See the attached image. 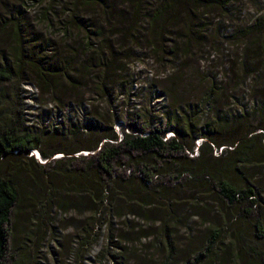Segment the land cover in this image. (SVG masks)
<instances>
[{
	"label": "trees",
	"instance_id": "16d2710c",
	"mask_svg": "<svg viewBox=\"0 0 264 264\" xmlns=\"http://www.w3.org/2000/svg\"><path fill=\"white\" fill-rule=\"evenodd\" d=\"M73 2L64 38H74L76 29L84 39L81 51L67 55L43 37L17 34L19 69L0 64V86L16 81L43 95L65 90L69 98L91 88L109 104L111 119L98 112L97 127L86 136L71 120L67 127L77 139L55 147L24 123L18 126L9 109L11 123L0 130V165L20 156L33 173L53 167L39 165L33 152L45 159L64 154L54 160V173L65 180L61 193L76 195L72 202L63 197L64 206L92 217L74 227V264H264V7L253 24L236 29L233 38L241 41H210L207 21L226 18L233 0ZM225 43L241 46L230 68L219 63ZM140 59L163 67L150 80L154 101L131 108V93L113 109L120 87L134 89L128 82ZM116 123L124 127L122 139ZM195 148L198 156L190 157ZM83 151L94 155H76ZM9 168L25 171L24 165ZM22 195L0 175V264H27L23 245L30 228L17 221L27 199ZM209 206H216L217 219L205 216ZM192 223L201 230L187 231ZM92 242L96 252L85 251Z\"/></svg>",
	"mask_w": 264,
	"mask_h": 264
},
{
	"label": "rangeland",
	"instance_id": "374dc122",
	"mask_svg": "<svg viewBox=\"0 0 264 264\" xmlns=\"http://www.w3.org/2000/svg\"><path fill=\"white\" fill-rule=\"evenodd\" d=\"M72 3L74 4L73 0H0V64L14 63L15 69H19L15 66L14 60L18 49L17 34L27 40L43 37L45 41L42 42L44 44L47 45L50 40V42L61 46L63 52L66 51L67 55L71 51L80 52L82 48L81 41L84 39L76 29H72L76 33L73 34L74 38H64L63 23H67L71 10H73ZM263 7L264 0H233V4L227 10L228 16L226 18L211 15V20L207 21L210 41H241L233 38L236 29L253 24L256 17L259 16V10ZM85 16L89 17L88 15ZM142 27L144 28V26ZM234 45L233 43H225V46H223L224 51L220 54L219 63L227 62L229 68L231 67L230 62L236 61V55L241 51V46L234 47ZM25 50L26 52L29 51L28 48H25ZM147 53L149 56L152 55L150 50ZM209 66L213 67V65ZM153 72L157 74L164 73L162 65L150 59L144 61L140 59L133 62L128 85L131 83L134 89L129 86L126 88L120 87L115 95L117 101L113 109L116 110L120 105L126 103V97L131 93L133 94V98L130 99L131 108L145 105L149 102V98L153 102L154 97L150 91V80ZM28 78L31 79L32 77ZM29 85H20L15 81L0 86L1 132L11 123L10 118L6 115L9 109L13 110L12 117L17 121L18 126L24 123L29 132L42 136L44 139H50L51 144L55 147L63 145L67 139H77L78 136L71 135L67 127L71 120L73 125H77L76 129H79L81 134L86 136L93 129H96L98 122L96 114L98 112L107 117L108 120L111 119L106 116L109 111V104L103 103L102 98L94 96L91 93V88L86 89V94L83 97L75 96L70 97V99L68 95L63 94L66 91L62 90L61 93L55 94L43 95L40 93L38 99L32 101L31 92L27 90L30 87ZM29 89H32V87ZM155 91L157 90L153 92ZM152 104L154 105L155 102ZM105 127L109 129L110 125ZM113 129L119 139H122L123 125L116 123ZM170 138H173L171 133L167 136V139ZM196 145L198 148L199 143L197 142ZM197 148L194 149L192 155L187 152L190 153V157L198 156ZM48 149H50V145ZM83 153L94 154L93 152L83 151L79 155L83 156ZM76 155L78 156V154ZM218 155L220 156L221 152L216 153V157ZM62 156L64 154L57 153L50 157L47 162L54 167L56 162L54 160ZM36 161L39 165H42L40 161ZM42 161H46L45 158H42ZM11 165H24L25 171L14 173L9 168ZM45 167L47 168L36 169L34 167L33 173H30L26 169L24 158L20 156L10 157L0 165V175L11 179L23 193L22 196L27 195V199L23 200V204L18 209L20 220L17 221H20L21 226L27 225V228H30V237L23 245L21 238L27 230L26 228L25 231L23 230L24 232L20 231L21 238L19 236V240L21 246L26 247L27 264H74L73 257L69 255L73 238L79 235L74 227L80 228L83 222H91L92 217L90 214L81 217V214L74 209L72 210L70 206H64L66 204L62 198L66 197L68 201L72 202L76 198L75 191L70 195L61 193L62 184L65 180L54 173L57 170L53 167ZM198 191V189H194L190 192L195 194ZM29 196L38 197V199L36 201L28 200ZM207 197L209 198V194L202 193L203 199H207ZM197 202L195 201L194 204H198ZM129 212L131 211L129 210ZM204 213L207 219H213L214 217L217 219L220 215L216 206L211 209L209 206L204 209ZM127 217L133 220V217ZM152 218L154 219V217ZM193 221L196 222L197 220ZM134 222L138 227L143 225L138 220ZM145 227L147 228V224ZM201 227V223H192L187 231H198L201 230ZM89 247L91 248H87L85 251L96 252L93 242ZM14 248H17V246H14Z\"/></svg>",
	"mask_w": 264,
	"mask_h": 264
},
{
	"label": "clouds",
	"instance_id": "9594fccd",
	"mask_svg": "<svg viewBox=\"0 0 264 264\" xmlns=\"http://www.w3.org/2000/svg\"><path fill=\"white\" fill-rule=\"evenodd\" d=\"M29 86L30 87H28L27 90L29 92H31V100L32 101H36V99L38 98L39 93H38L37 89L34 86H32V85H29ZM31 87H32V89H29ZM33 155L35 156L36 160H38V161H40L42 163V165H45V164L49 163V162H47V161H49L48 159H45L46 161H42L43 157L38 151L33 152L32 156ZM82 155L85 157V156H90V155H94V154L83 153ZM78 156H80V155L78 154ZM58 158L61 159V158H63V156L62 157H58Z\"/></svg>",
	"mask_w": 264,
	"mask_h": 264
}]
</instances>
